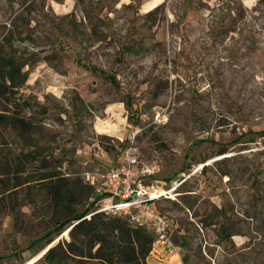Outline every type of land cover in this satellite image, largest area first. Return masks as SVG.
Masks as SVG:
<instances>
[{"label":"rangeland","instance_id":"374dc122","mask_svg":"<svg viewBox=\"0 0 264 264\" xmlns=\"http://www.w3.org/2000/svg\"><path fill=\"white\" fill-rule=\"evenodd\" d=\"M0 45L27 73L0 97L23 122L0 121V264H102L43 177L85 212L84 172L130 141L183 181L155 204L182 264H264V0H0Z\"/></svg>","mask_w":264,"mask_h":264},{"label":"trees","instance_id":"16d2710c","mask_svg":"<svg viewBox=\"0 0 264 264\" xmlns=\"http://www.w3.org/2000/svg\"><path fill=\"white\" fill-rule=\"evenodd\" d=\"M2 41L6 44L10 43L7 37H4ZM2 46L0 45V97L9 100L11 94L27 77L26 71L23 70L26 63L18 61L14 54H6ZM0 121L12 126L23 123L17 116L6 117L2 114H0ZM33 156L37 159L36 154ZM43 179L48 181L47 190L53 204L63 209L68 216L63 224L56 227L57 233L61 232L64 225L78 221L71 229L72 238H76L75 234L79 235L89 250L97 245L94 258L100 260L102 264H146V258L154 242V237L149 230L131 226L123 219L109 218L102 214H92L89 220L82 219L84 213H89L93 209L95 198L92 187L81 184V187L88 192L86 199L90 198L91 201L85 212L78 213L70 209L72 205L79 202L75 191L79 192L81 189L76 182L70 183L54 172L46 174ZM51 250L44 254L46 258L51 255ZM55 258L57 257L51 256L50 260Z\"/></svg>","mask_w":264,"mask_h":264},{"label":"built area","instance_id":"2783aa9c","mask_svg":"<svg viewBox=\"0 0 264 264\" xmlns=\"http://www.w3.org/2000/svg\"><path fill=\"white\" fill-rule=\"evenodd\" d=\"M136 133L133 132L130 138L134 139ZM136 153L137 149L130 141L120 149L117 165L84 172V183L92 187L95 198L90 214L123 219L131 226L147 228L154 237L153 243L174 253L178 247L171 241L168 221L152 204L172 198L183 181L160 184L155 179L157 168L140 164Z\"/></svg>","mask_w":264,"mask_h":264},{"label":"crops","instance_id":"0c3cea01","mask_svg":"<svg viewBox=\"0 0 264 264\" xmlns=\"http://www.w3.org/2000/svg\"><path fill=\"white\" fill-rule=\"evenodd\" d=\"M162 183H163V182H161L160 184H162ZM162 185H163V184H162ZM163 199H165V198H163ZM166 199H168V198H166ZM161 200H162V199H161ZM155 204H156V203H155ZM155 204H154V208H155ZM153 244H154V243H153ZM154 246H157V247L155 248L156 250H153ZM154 246L152 245V249H151V251H150V254H151V252H153V253L155 254L157 260H159L161 257H163L162 260H165L166 257H168V256L174 254V253H171V252H166V251L164 250V248H161V247L158 246L157 244H156V245L154 244ZM162 250H163V252H162ZM161 253H162V254H161ZM150 254H149L148 257L146 258V261H147V262H148L149 257H151ZM156 254H158V255H156ZM160 254H161V255H160ZM159 255H160L161 257H159ZM174 256H175V258L177 259V262H176V263H172V264H181L182 262L180 261V259H179V257H178V254H174ZM152 259H153V258H152ZM153 263H155V259H154ZM148 264H150V263L148 262ZM156 264H159V263L156 262ZM160 264H169V263H160Z\"/></svg>","mask_w":264,"mask_h":264},{"label":"water","instance_id":"95a60500","mask_svg":"<svg viewBox=\"0 0 264 264\" xmlns=\"http://www.w3.org/2000/svg\"><path fill=\"white\" fill-rule=\"evenodd\" d=\"M44 253H45V252H43L42 254H44ZM42 254H41V255H42Z\"/></svg>","mask_w":264,"mask_h":264}]
</instances>
